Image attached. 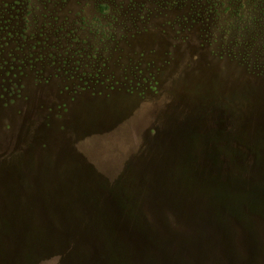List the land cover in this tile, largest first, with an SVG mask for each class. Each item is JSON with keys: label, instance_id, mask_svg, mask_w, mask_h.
Listing matches in <instances>:
<instances>
[{"label": "rangeland", "instance_id": "obj_1", "mask_svg": "<svg viewBox=\"0 0 264 264\" xmlns=\"http://www.w3.org/2000/svg\"><path fill=\"white\" fill-rule=\"evenodd\" d=\"M0 264H264V0H0Z\"/></svg>", "mask_w": 264, "mask_h": 264}]
</instances>
